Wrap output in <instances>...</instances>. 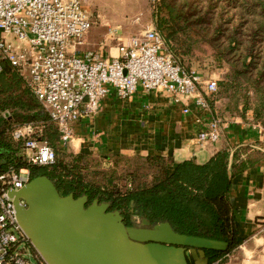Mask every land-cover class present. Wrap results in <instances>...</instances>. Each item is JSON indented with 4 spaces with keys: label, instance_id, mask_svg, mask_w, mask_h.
I'll list each match as a JSON object with an SVG mask.
<instances>
[{
    "label": "trees",
    "instance_id": "1",
    "mask_svg": "<svg viewBox=\"0 0 264 264\" xmlns=\"http://www.w3.org/2000/svg\"><path fill=\"white\" fill-rule=\"evenodd\" d=\"M154 24L171 54L184 58L215 57L228 64L217 99L229 100L219 117L246 118L264 127V0H160L153 6ZM0 74V177L29 168L31 180L47 176L61 196H88L109 202L128 219L131 211L152 222L171 223L175 231L192 238L225 242V252L209 250L210 264L218 263L244 242L235 218L229 192L240 171L239 152H218L205 164L184 161L170 170L171 160L161 156H111V166L84 154H75L63 144L59 129L33 94L20 70L1 60ZM36 123L40 138L55 151L48 166L29 164L25 150L12 139L14 127ZM143 164L117 175L122 162ZM1 186V182H0ZM33 251L34 248L32 247Z\"/></svg>",
    "mask_w": 264,
    "mask_h": 264
},
{
    "label": "built area",
    "instance_id": "2",
    "mask_svg": "<svg viewBox=\"0 0 264 264\" xmlns=\"http://www.w3.org/2000/svg\"><path fill=\"white\" fill-rule=\"evenodd\" d=\"M94 24L83 0H0V74L1 60L20 70L58 127L63 144H71L74 125L93 118L100 103L113 94L129 100L141 89L186 105L185 114L190 112V102L199 109H211L209 99L217 95L219 80L181 66L154 25L120 39L118 55L107 57L100 51H81ZM109 36H117V30L111 29ZM41 132L36 123L11 131L32 166H48L56 159L54 149L41 140ZM220 137L221 120L215 118L195 145ZM30 181L29 168L0 177V264H34L32 259L45 264L33 251L9 196Z\"/></svg>",
    "mask_w": 264,
    "mask_h": 264
},
{
    "label": "crops",
    "instance_id": "3",
    "mask_svg": "<svg viewBox=\"0 0 264 264\" xmlns=\"http://www.w3.org/2000/svg\"><path fill=\"white\" fill-rule=\"evenodd\" d=\"M152 25L155 26L153 22ZM110 40L102 30L90 31L81 51L117 56V48L106 51ZM223 70H226L224 66ZM203 75L217 79L213 73ZM228 102L227 98L217 99L210 110L199 109L190 102V112L185 114L183 110L187 106L175 104L167 95L139 89L131 99L121 100L113 94L100 103L93 118L74 125L70 148L75 154L100 162L106 169L111 166L108 161L111 156H161L171 160L170 170H173L184 161L205 164L225 149L231 150L234 158L238 151L240 171L233 177L229 197L244 238L237 248L243 255L240 264H264V127L253 123L252 112L246 118L219 117ZM215 118L221 120L220 139L196 146L198 136Z\"/></svg>",
    "mask_w": 264,
    "mask_h": 264
},
{
    "label": "water",
    "instance_id": "4",
    "mask_svg": "<svg viewBox=\"0 0 264 264\" xmlns=\"http://www.w3.org/2000/svg\"><path fill=\"white\" fill-rule=\"evenodd\" d=\"M230 158L229 173H231ZM18 222L45 264H210L206 250L225 252L229 245L209 241L199 247L170 222L142 221L126 227L109 202L88 196H61L47 176L10 191Z\"/></svg>",
    "mask_w": 264,
    "mask_h": 264
},
{
    "label": "rangeland",
    "instance_id": "5",
    "mask_svg": "<svg viewBox=\"0 0 264 264\" xmlns=\"http://www.w3.org/2000/svg\"><path fill=\"white\" fill-rule=\"evenodd\" d=\"M83 3L95 23L90 31L99 32L102 30L105 38L111 39L109 46L106 48L108 53L112 48L116 49L121 40L138 34L148 25H152V22L154 23L153 6L157 2L155 3L154 0H83ZM111 29L117 30V36L114 38L109 36ZM217 60H221L223 64ZM177 61L189 71H195L201 75L203 73H213L221 82L229 70L227 62L215 57L184 58L182 62L178 59ZM223 66L226 69L225 71ZM142 164V162L132 158L125 159L122 162V167L117 170V175L123 179L128 172H133L135 168ZM191 241L197 247L208 242V240L200 238H191ZM229 254L230 256L224 257L220 264H240L241 257H243L241 250L236 249ZM37 255L40 257L38 253ZM32 262L35 264L36 260L32 259Z\"/></svg>",
    "mask_w": 264,
    "mask_h": 264
},
{
    "label": "flooded vegetation",
    "instance_id": "6",
    "mask_svg": "<svg viewBox=\"0 0 264 264\" xmlns=\"http://www.w3.org/2000/svg\"><path fill=\"white\" fill-rule=\"evenodd\" d=\"M131 217L128 219L127 217H125L124 215L123 218H124V224L126 227H134V228H140L142 227V221L145 219V220H148L151 222V226L148 227V228H151L153 225L159 223V222H152L150 219L144 217V216H138L136 214L133 213V210L131 211ZM209 251L206 250V256L207 258L209 259L210 261V256H209Z\"/></svg>",
    "mask_w": 264,
    "mask_h": 264
}]
</instances>
